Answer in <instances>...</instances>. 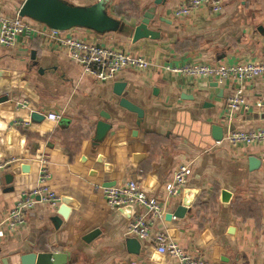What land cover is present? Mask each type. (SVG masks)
<instances>
[{
  "label": "crops",
  "instance_id": "crops-1",
  "mask_svg": "<svg viewBox=\"0 0 264 264\" xmlns=\"http://www.w3.org/2000/svg\"><path fill=\"white\" fill-rule=\"evenodd\" d=\"M90 7L100 0H61ZM112 1V2H111ZM26 0H0V11L14 16ZM107 14L119 22L103 33L87 27L76 36L148 58L146 71L124 69L102 83L82 75V67L40 33L13 47L0 44V162L19 159L0 171V221L20 193L35 184L41 152L49 158L48 183L62 197L58 208L38 204L18 231L0 238V264H21L29 251L69 253L67 264H170L158 253L154 234L166 229L187 252L210 264H264V144H233L213 139V125L227 132L228 101L237 82L166 71L165 65L264 62V0H230L223 12L208 6L176 18L184 0L157 5L152 29L156 39L132 42V33L155 0H106ZM37 29L47 25L25 18ZM127 82L125 95L145 110L144 119L119 106L114 83ZM246 103L236 113V130L264 127V76L245 83ZM57 112L31 127H10L14 117ZM101 113L112 127L95 145ZM140 120V122H139ZM261 160L251 170L249 158ZM181 164H190L187 187L167 203L164 223H154L147 241L125 235L140 207L112 210L98 187L137 180L162 200L164 185ZM188 191V193L186 192ZM223 191L228 194L223 195ZM67 201V203L64 202ZM185 205L183 218L175 216ZM69 212L68 218L59 213ZM172 215L168 217V215ZM98 230L88 242L86 235ZM128 239H135L129 244Z\"/></svg>",
  "mask_w": 264,
  "mask_h": 264
},
{
  "label": "built area",
  "instance_id": "built-area-1",
  "mask_svg": "<svg viewBox=\"0 0 264 264\" xmlns=\"http://www.w3.org/2000/svg\"><path fill=\"white\" fill-rule=\"evenodd\" d=\"M230 0H184V3L174 10L176 18H184L193 15L197 10L208 6L215 14L223 12L224 5ZM35 33H40L45 40L56 49L65 52L68 57L82 67V75L106 83L115 81L124 69L137 71L148 70L153 63L142 55H137L127 50H119L111 46L100 44L85 38L76 36L68 30H59L46 27V30L37 29L19 13L14 16L0 11V44L5 47H13L19 41H28ZM166 71L187 75L191 77H212L223 85L233 81L239 84L228 101L229 116L227 117V132L223 139L233 144L260 145L264 144V127L251 130H236L232 121L236 113L246 103L245 83L254 81L264 76V62L248 61L235 63H196L190 62L178 66L165 65ZM21 106L29 107L28 100L24 99ZM31 109L27 116L14 117L10 127L28 128L34 124ZM51 123H59L62 115L57 112L42 113ZM220 141H216L219 144ZM40 167L35 184L24 189L17 198L15 205L0 221V238L7 233H13L25 226L27 214L38 204H48L58 208L62 202L61 195L48 183L49 158L45 152L37 157ZM17 159L0 162V171H5L16 162ZM192 173L190 164H181L173 173L172 178L164 185L163 199L149 195L141 184L135 179H128L118 185L110 187H98L103 192L106 204L112 210L140 207L142 213L134 217L125 232L128 237H134L147 241L152 237L154 223H164L167 215V203L178 198L186 189L188 178ZM165 201V202H164ZM154 243L158 253L167 255L170 264H210L203 257H198L187 252L175 241L166 229H158L154 234ZM130 264H138L132 261Z\"/></svg>",
  "mask_w": 264,
  "mask_h": 264
},
{
  "label": "water",
  "instance_id": "water-1",
  "mask_svg": "<svg viewBox=\"0 0 264 264\" xmlns=\"http://www.w3.org/2000/svg\"><path fill=\"white\" fill-rule=\"evenodd\" d=\"M104 2H106V0H100L97 4L84 8L70 6L61 0H26L19 11V15L24 18H31L35 21L46 24L48 27L59 30H69L73 27L79 26L103 33L110 30H116L119 26V22L107 14V7ZM165 2L166 0H155V4L145 12L143 19L135 27L132 33L133 43L145 38L156 39L160 36L159 31L152 29L151 23L156 16L157 5L164 4ZM113 87L114 93L119 96V106L126 111L137 114L140 120L144 119L145 110L140 105L130 100L124 93L127 87V82L124 80L116 81ZM101 116L103 118L97 122L96 126L95 145H99L100 142L104 140L108 131L112 127L111 123L108 122L110 115L107 113H101ZM43 118L44 116L37 112H33L32 114L34 122ZM212 134L213 139L220 141L224 138V128L221 125H213ZM249 163L251 170L258 169L261 166V160L254 156L249 158ZM186 192L188 193L187 190ZM227 194L226 191H223V195ZM64 202L67 203L66 200H64ZM59 213L65 218H68L69 216V212L66 210H60ZM186 213L187 207L182 205L178 207L175 216L183 218ZM171 216V214L168 215V217ZM98 233L99 231L96 230L86 235L84 239L91 242ZM128 243L134 244L135 239H128ZM19 259L21 264H67L69 253L61 251H29L19 254Z\"/></svg>",
  "mask_w": 264,
  "mask_h": 264
}]
</instances>
